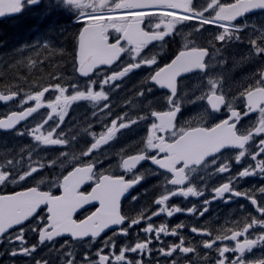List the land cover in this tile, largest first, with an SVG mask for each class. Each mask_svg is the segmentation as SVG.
I'll return each mask as SVG.
<instances>
[{"label":"snow or ice","instance_id":"1","mask_svg":"<svg viewBox=\"0 0 264 264\" xmlns=\"http://www.w3.org/2000/svg\"><path fill=\"white\" fill-rule=\"evenodd\" d=\"M43 2L0 0V18L21 16ZM56 11L73 17L80 25L74 36L71 71L73 76L87 78L86 87L80 90L79 80H74L71 84L61 82L39 87L23 97L19 86L0 92V101L16 100L21 105L20 111L0 119V132L31 137L33 150L37 152L41 146H66L70 141L65 139L67 133L61 125L72 102H108L100 105L99 110L110 115L106 111L111 107L110 94L121 87L117 81H123L142 67L151 71L135 93L139 97V111L133 116H128L127 111L117 115L104 125L105 131L98 137L92 133V142L79 156H70L62 149L55 158L41 162L34 159L32 151L21 149L19 158L13 155L0 161V186L30 183L46 168L54 169L57 164L63 169L49 190H42L40 185L44 180L40 179L24 190L0 195V245L3 246L0 264H5V257L6 264H21L20 258L22 264H264V28L252 27L247 55L233 63V68L241 62L259 63L235 91L226 82L227 73L214 78L212 75L218 66L223 68L228 62L225 49L244 42L248 24L237 21L249 13L264 12V0H50L46 14ZM180 25L190 26L192 46L184 45L170 62L160 65L148 46L165 41ZM110 30L115 35L111 43ZM200 38L202 43H198ZM29 48L36 57L56 51L47 40L25 45L18 53L31 65L37 59L28 55ZM122 57L128 60L127 64ZM194 72L204 74L202 78L207 80L208 87L206 91L194 92L185 101L188 93L181 78ZM73 76L68 79L72 80ZM54 79L61 77L57 75ZM69 88L72 93L65 95ZM154 88L165 90L167 110H155L159 101ZM50 89L59 94L45 101ZM28 101H35L34 106L23 108ZM198 101L204 102L203 114L214 122L194 126L189 121L187 127H177V117L184 105ZM43 106L51 109L58 119L48 115L34 127L17 128ZM222 111L226 115L220 118L218 114ZM254 113L256 116L251 121L241 123ZM143 121H148V132L141 146L121 157L118 169L122 174H98L97 166L108 158L99 151L101 146L115 139L120 130ZM45 125H48L46 129ZM76 138L75 134L70 137L72 141ZM144 162L155 167L147 169ZM205 173L209 177L222 176L223 180L212 187L211 199L205 197L201 208L195 205L182 208L169 203L177 196H204L198 183L205 181ZM148 176L161 177L157 187L162 191L152 201L156 207L146 205L136 215L122 213L121 197ZM248 178H256L260 183L242 188L240 182ZM91 180L95 181L91 192H81V185ZM51 187L59 189L60 194H53ZM239 199L247 201L252 210L244 211L245 205H239L240 216L220 227L186 225L182 221L170 227L167 223L175 214L205 217L214 201L230 206ZM92 202L99 204L95 211L84 219L73 218L78 209ZM43 211L47 212L46 216L41 214ZM162 214L165 219L154 223ZM185 228L193 236L186 237ZM108 230L111 234L102 236ZM29 232L34 236L31 242ZM60 237L70 240L57 246ZM118 237L124 239L118 243ZM165 237L176 239L166 241ZM97 240L100 243L93 249L91 245ZM72 241L84 243L86 250L78 253L75 245L69 246ZM41 249H46L44 255L40 254ZM256 249L260 250L259 258L252 255Z\"/></svg>","mask_w":264,"mask_h":264},{"label":"flooded vegetation","instance_id":"2","mask_svg":"<svg viewBox=\"0 0 264 264\" xmlns=\"http://www.w3.org/2000/svg\"><path fill=\"white\" fill-rule=\"evenodd\" d=\"M224 2V0H222ZM211 31H215V29H211ZM115 39V35L112 33V30L109 31V42H113ZM193 34L191 33L190 26L180 25L177 26V29L174 31L173 35L167 37L163 42H153L150 44L148 48L151 49V53L157 56L158 62L160 65L170 62L171 58H174L178 51L183 48L184 45L192 46ZM203 38L198 40V43H202ZM123 44V41H122ZM29 45H37L30 43ZM75 43L73 42L70 46V50L66 51L69 53V57L63 53L60 55L59 51L54 52L53 58L55 62L61 61L62 65L58 67H53V70L56 71L54 74H43L42 77L45 79L43 86H47L49 84L54 83H65L71 84L74 80H79L80 82V90H84L86 85L84 81L87 78H80L73 76L71 71V63H72V52L74 50ZM68 47V48H69ZM33 54V52H31ZM224 54L228 57V62L223 65V68L219 66L213 72V78L220 73H227L223 70L234 69L233 63L237 61V43L229 45L227 49H225ZM46 55V54H43ZM127 54H125L126 56ZM64 56V57H63ZM220 57H217L219 60ZM124 64L128 63V60L122 57ZM119 63V62H118ZM106 67V66H102ZM116 65H113L115 68ZM151 71L148 68H141L139 70L134 71L128 77H126L123 81H117V83L121 84L120 89L116 92L110 94V102L111 107L106 111L110 113V115H106L105 112H101L99 110L100 105L104 103H108L105 101H100L99 104H93L89 101H76L72 102L67 110L65 115V119L61 127L67 133L65 139H69V144L66 146H49L44 147L41 146L39 152L33 150V142L31 137L25 136H18L13 134L12 131L10 132H0V161H2L5 157H11L16 155L19 158V154L21 153V149H25L26 151H32V155L34 159H40L41 162H48L51 159L55 158L57 153L60 152L62 149L67 150L70 156H79L81 150L87 147L92 142V133H95L98 137L99 133L105 131L104 125L109 124V122L114 119L117 115L123 114L127 111L128 116H133L139 111V106L137 105V100L139 97L135 95V93L142 87L141 81L144 77ZM222 71V72H221ZM59 75L61 77L60 80L54 79V76ZM95 75V74H94ZM73 76L72 80H69L68 77ZM203 73H191L188 74L187 77H182L181 79L184 81L185 91H187L188 95L184 97V100L187 101L190 97H192L194 92H200L201 90L206 91L208 84L207 80L203 79ZM1 78V76H0ZM14 79H19L23 84L18 85L21 91V97L26 94H32L34 92V76L33 73L28 74H19L14 76ZM243 79H237V74H233L231 72L227 73L226 75V82L232 85L233 91H235L236 87L239 86L240 82ZM24 81V82H23ZM1 85V84H0ZM17 84H11L13 87L12 90H15ZM95 90V89H94ZM10 91V90H9ZM158 95L156 100L159 103L156 104L155 110H167L164 107V97H165V90H160L158 88L153 89ZM0 92H8L5 90H1ZM72 93V89L69 88V92L65 93V95H69ZM59 93H54L51 89L48 93L45 94V101L52 98L54 99L55 95ZM20 97H17V100ZM35 101H28L27 103L23 104V108H27L28 106H34ZM203 101H198L195 104H185L182 113L177 117V127H187L188 122L190 121L192 125H199L204 123V126L213 123V119L205 116L203 114ZM21 105L16 103V100L12 101L9 104H3L0 102V119L5 118L7 115H10L13 111H20ZM60 109H58L59 111ZM48 115H52L53 120H57L58 116L55 113H52L51 109L47 108L46 106L41 107L37 110L36 113H33L31 118L25 122L21 123L17 126V128L21 130H26L30 127H34L37 123L47 118ZM226 115L223 111L218 114L220 118H223ZM256 114L254 113L250 117H246L245 121H241V123H245L246 121H251ZM206 121V122H205ZM52 121H49L51 124ZM48 125H45V129ZM88 129V132H84L83 129ZM14 131V130H13ZM44 131V129H42ZM59 131V129H58ZM148 132V121L140 122L138 125H133L129 129H122L120 132L116 133V138L110 141L107 145H102L100 148V152H103L107 159H103V157H98V159H103V164L98 165L96 171L102 174H112V175H120L121 170L118 169V163L122 156H126L128 152L133 151L134 149L141 146L144 137ZM75 134L77 136L75 141H72L70 137ZM167 135V134H165ZM94 155L96 154L94 150ZM228 156H225L227 159ZM24 163L27 162V157H24ZM144 167L147 169H153L155 166L150 165L149 162H144ZM238 167V166H237ZM143 171V169H141ZM236 170L235 168L233 169ZM63 171L59 167V164L54 169H45L44 172L38 177L37 180L29 182H25L19 185H7V186H0V195H10L15 191L24 190L26 187L33 186L34 184L38 183L40 179L44 180V183L40 185L42 190H49V185L56 182L57 176L60 172ZM205 181L199 182L198 187L204 190V196L201 197H192L189 196L187 198L184 197H174L169 203L178 204L182 208H188L192 205H195L198 209L202 207V201L205 197L211 199L213 193L211 191L212 187L218 186L220 182H222V176L216 177H209L206 173ZM161 177L158 176H148L140 185L135 186L134 188L130 189L129 192L125 193L123 197H121L120 207L122 213L126 215H136L142 210L146 205L149 207H156L152 204L153 199L158 196L161 188L157 187V181L160 180ZM260 181L256 178H248V180L241 181L240 186L249 187L252 184H259ZM205 184L207 187H205ZM95 186V181H87L83 185H81L80 191L84 193L91 192L92 188ZM172 187V186H168ZM50 190L53 194L58 195L60 194V190L56 187H51ZM135 196L137 199L133 200L130 197ZM245 205L244 211H251V206L248 205L247 201L243 199H239L234 201L230 206L221 203L219 200L214 201L211 205H209V213L205 214V217L197 218L191 215L185 214H175L171 219L167 220L168 225L171 227L179 222H184L186 225L195 224L200 227L208 226L211 224L215 227H220L225 221H231L234 218H238L241 214V210L239 205ZM43 207V206H42ZM99 207L98 202L87 203L83 205L82 208L78 209L75 213L73 218L74 219H84L87 215L91 212L95 211ZM41 214L47 215L46 211H43ZM165 217L162 214L160 217H156L154 219V223L160 220H164ZM207 221V223L205 222ZM111 230H108L106 233L102 234V236L110 235ZM183 234L186 237H191L193 234L189 233L187 228L183 230ZM29 241L34 240V236L31 232L28 234ZM124 238L118 237V243L120 240ZM166 241H173L175 237H165ZM64 240H70V237H60L56 241L57 246ZM100 241L97 240L94 244L91 245L93 249H95L99 245ZM231 243V242H227ZM71 245H75V250L79 252H83L86 250L87 245L82 242L72 241ZM3 246L0 245V248ZM46 249H41L40 254L44 255ZM254 257L259 258L260 250H254L253 254ZM21 264L23 258H20ZM3 261L6 264L7 258H3Z\"/></svg>","mask_w":264,"mask_h":264},{"label":"trees","instance_id":"3","mask_svg":"<svg viewBox=\"0 0 264 264\" xmlns=\"http://www.w3.org/2000/svg\"><path fill=\"white\" fill-rule=\"evenodd\" d=\"M55 26H57V25H55ZM33 28L34 27L32 26V24L30 25L26 21L25 22L24 21L15 22L13 20H9L7 22H1L0 23V42H1L0 43V50H1L0 65H3V66H5V68H7V71H5L6 73H10V74L22 73L17 68L25 69V67H27L23 63H20L17 61V57L12 52V49H14V51H15V44H17L18 41L22 37H28L30 32L34 31ZM65 30H68V33H69V29L66 25H64L63 29L60 31L51 30V33L55 32V34H62L65 32ZM19 31L26 32L25 35L22 36L20 39L17 38ZM68 35L69 34H67L66 38H64L63 40L69 41ZM70 40H71V37H70ZM1 46H3L4 49ZM5 48L8 49V50L6 49V52H5ZM6 53L8 55H6ZM10 67H11V69H9ZM37 67H38V65H34V69L32 71L34 73L35 82H41V81H43L40 79L42 75H40L39 73H43V71H42V69H38ZM24 71H26V70H24ZM7 79L10 80L11 78L9 77ZM19 82H20L19 79L15 80V83H19Z\"/></svg>","mask_w":264,"mask_h":264},{"label":"rangeland","instance_id":"4","mask_svg":"<svg viewBox=\"0 0 264 264\" xmlns=\"http://www.w3.org/2000/svg\"><path fill=\"white\" fill-rule=\"evenodd\" d=\"M63 27H64V25H58V26H53V25H52V26L49 28V30H50V31H51V30L60 31V30L63 29ZM63 32H64V31H63ZM25 33H26V32H24V31H22V32L19 31V32H18V37H17V38L20 39L22 36L25 35ZM42 33L45 34V31L43 30ZM252 35H253V33L247 36V38L245 39V42H246V43H247V39H248L250 36H252ZM66 36H67V34L64 35V38H66ZM21 39H22V40H25V39H27V37H22ZM33 44H36V43H33ZM61 50H62V51L65 50V47H64V44H63V43L61 44L60 49H56V51H59V52H61ZM12 51H13V53H14L15 55L18 53V49H15V51H14V49H12ZM56 51H55V52H56ZM65 52H66V51H65ZM65 54L67 55V57H69V53H68V52L64 53V55H65ZM6 55H8V54L6 53ZM6 55H5V56H6ZM237 55H239L240 60H242V58H243L244 56H246L247 53H238ZM63 57H64V56H63ZM19 61H20V59H19ZM48 61H50V64H51V67H52V68H53V67H58V66H61V65H62L61 61H59V62L56 63L54 58H51V59L48 60ZM26 64H28L27 60H26ZM41 64H43V63H41ZM45 64H46V62H45ZM5 71H7V69L0 68V76L7 77V78H9V77H13V78H14V76L21 74V73L10 74V73H6ZM10 71H11V70H10ZM12 82H15V81L12 80Z\"/></svg>","mask_w":264,"mask_h":264},{"label":"bare ground","instance_id":"5","mask_svg":"<svg viewBox=\"0 0 264 264\" xmlns=\"http://www.w3.org/2000/svg\"><path fill=\"white\" fill-rule=\"evenodd\" d=\"M0 43H1V42H0ZM1 45H2V44H1ZM1 47H3V46H1ZM3 49H4V47H3ZM6 49H7V48H5V52H6ZM7 50H8V49H7ZM7 52H8V51H7ZM12 52H13V51H12Z\"/></svg>","mask_w":264,"mask_h":264}]
</instances>
